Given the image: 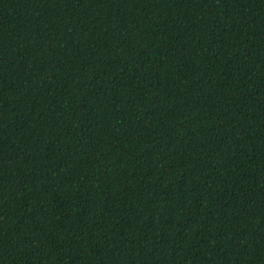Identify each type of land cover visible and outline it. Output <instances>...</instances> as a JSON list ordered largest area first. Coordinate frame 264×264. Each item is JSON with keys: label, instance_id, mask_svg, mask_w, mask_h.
<instances>
[{"label": "trees", "instance_id": "obj_1", "mask_svg": "<svg viewBox=\"0 0 264 264\" xmlns=\"http://www.w3.org/2000/svg\"><path fill=\"white\" fill-rule=\"evenodd\" d=\"M0 264H264V0H0Z\"/></svg>", "mask_w": 264, "mask_h": 264}]
</instances>
